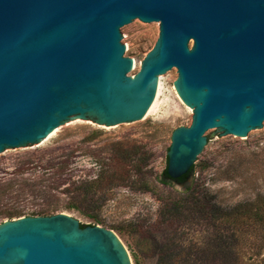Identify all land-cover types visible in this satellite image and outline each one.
Instances as JSON below:
<instances>
[{
    "label": "water",
    "instance_id": "1",
    "mask_svg": "<svg viewBox=\"0 0 264 264\" xmlns=\"http://www.w3.org/2000/svg\"><path fill=\"white\" fill-rule=\"evenodd\" d=\"M158 22L133 75L120 28ZM192 109L171 133L166 174L187 173L205 133L245 137L264 122V0H0V152L77 118L130 125L160 75ZM0 264H132L111 229L66 212L0 222Z\"/></svg>",
    "mask_w": 264,
    "mask_h": 264
},
{
    "label": "rangeland",
    "instance_id": "2",
    "mask_svg": "<svg viewBox=\"0 0 264 264\" xmlns=\"http://www.w3.org/2000/svg\"><path fill=\"white\" fill-rule=\"evenodd\" d=\"M158 31V22L138 19L120 28L124 56L133 59L129 75L139 70ZM160 77L157 104L141 120L103 126L74 118L37 144L0 152V190L15 183L0 197V210L17 209L26 216L43 206L36 193L42 174L66 159L76 184L99 171L104 178L80 203L83 212H58L113 230L132 264H163L179 254L181 264H227L218 258L223 250L224 257L232 254L233 264H259L264 257V122L245 137L208 130L186 181L163 183L171 133L190 124L192 109L174 89L176 69ZM22 178L32 185L26 193L19 189Z\"/></svg>",
    "mask_w": 264,
    "mask_h": 264
},
{
    "label": "trees",
    "instance_id": "3",
    "mask_svg": "<svg viewBox=\"0 0 264 264\" xmlns=\"http://www.w3.org/2000/svg\"><path fill=\"white\" fill-rule=\"evenodd\" d=\"M98 162H102L101 159H96ZM68 161L66 159H63L60 162H57V164L52 165L49 167L50 171H45L42 174V177L40 179L41 186L37 187L36 193L40 196L41 200L44 202L43 206L38 208L37 210L31 211V213L26 214V216H48L55 214L56 212L62 210V209H77L83 212L82 210V204L81 202L86 201L87 195L90 193L91 189H94L95 186L100 183L104 178V172L99 171L94 178L88 180V179H82L77 182V184L70 179V174L68 175ZM45 170V169H44ZM193 170V166L190 168V170L182 175L179 178L176 179H170L166 174V168L163 171V177L165 179H162L161 181L163 183H167V180L174 181L178 183H183L186 181L188 176L191 174ZM54 177V178H53ZM53 178V181L48 182V179ZM21 188L20 191L23 193L25 189L32 188L31 184H28L26 179L21 180L20 182ZM15 185L13 182L7 183V187H5L4 190H0V197H3L6 195V191H8L12 186ZM26 193V192H24ZM21 216V210L4 208L3 210H0V218H13V217H20ZM225 251H222L223 255H219L218 258L220 261L227 259V264H233L235 262L234 257L232 254L228 255L227 257H224ZM181 254L170 256L169 260L163 264H181L180 260L182 259ZM221 256V257H220ZM173 257V258H171ZM171 258V259H170ZM176 258V259H174ZM237 258V257H236ZM176 261V262H174ZM259 264H264V257L259 261Z\"/></svg>",
    "mask_w": 264,
    "mask_h": 264
},
{
    "label": "bare ground",
    "instance_id": "4",
    "mask_svg": "<svg viewBox=\"0 0 264 264\" xmlns=\"http://www.w3.org/2000/svg\"><path fill=\"white\" fill-rule=\"evenodd\" d=\"M136 68H137V64L135 63V69ZM162 79H163L162 77H159L158 85H157V92H156V95H155L156 97H155L152 105L148 109L147 114H150L154 110V108H155V106L157 104V99H158V96H159V93H160V89H161V85H162ZM54 132H56V130H54L50 135L54 134Z\"/></svg>",
    "mask_w": 264,
    "mask_h": 264
}]
</instances>
